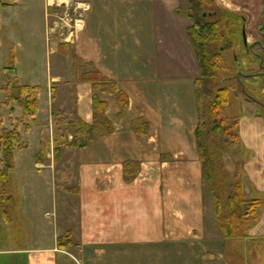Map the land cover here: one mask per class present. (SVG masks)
<instances>
[{"label":"crops","instance_id":"0c3cea01","mask_svg":"<svg viewBox=\"0 0 264 264\" xmlns=\"http://www.w3.org/2000/svg\"><path fill=\"white\" fill-rule=\"evenodd\" d=\"M1 1L0 55L21 84L38 88L23 135L18 125L22 141L43 121L53 135L57 112L92 125L94 98L111 131L83 147L38 143L45 153L33 165L42 170L24 177L20 198L37 242L0 248V264H229L194 134L199 67L187 1L36 0L43 14L73 6L70 41L51 27L47 38L43 16L20 19L28 0ZM250 3L262 13L263 0ZM245 122L259 127L246 132ZM239 130L249 154L243 190L264 201V119L252 113ZM24 142L22 153L33 148ZM259 214L244 240L264 256V205Z\"/></svg>","mask_w":264,"mask_h":264},{"label":"trees","instance_id":"16d2710c","mask_svg":"<svg viewBox=\"0 0 264 264\" xmlns=\"http://www.w3.org/2000/svg\"><path fill=\"white\" fill-rule=\"evenodd\" d=\"M8 1L15 3L16 0ZM186 1L187 9L182 14L191 19L192 25L187 28L185 34L194 49L199 67V77L193 82L198 116L194 134L202 164L203 180L212 196L214 213L212 216L225 240L242 239L246 238L249 229L256 224L264 201L246 196L243 190L245 172L243 167L241 170L240 165H243L241 162L236 163L234 178L231 182L226 180L225 174L223 175L222 166L223 157L229 158L235 155L242 144L239 118L233 115L230 106L232 100L241 95L249 101H254L247 93L244 81L252 78L259 84V81L262 83L264 80V74H261L264 71V40L247 44V46H244L241 41V50L252 54L257 62V70L252 72V69H249L247 73L242 71L239 73L240 70H238L236 75L231 77L234 79V85L227 84L228 78L221 76V73H226L229 69L221 56L222 51L232 47L231 40L224 33V26L229 24V20H226L225 24L220 21L223 15L215 0ZM5 6L7 5L0 0V8ZM260 28L262 29L260 31L264 32V21L261 22ZM231 57L233 63H239L237 54ZM239 66L241 67V63ZM7 69L13 71L14 67L9 66ZM0 91L5 94L3 104L7 105L11 101L17 103L21 110L19 122L27 130L29 128L27 119L33 118L36 114L38 88L21 84L17 78L10 80L5 77ZM123 96L118 93L116 97L122 107L126 105V99ZM93 106L92 125L75 117L68 120L67 129H71L72 140L65 143L66 145L83 147L94 137L111 131V124L102 111L104 104L94 98ZM2 123L0 115V126ZM58 144L55 143L56 146ZM24 147L25 143L21 139L18 125L10 130H0V164L2 165L0 195L4 192L15 166L14 151L22 150ZM9 197L7 195V198Z\"/></svg>","mask_w":264,"mask_h":264},{"label":"rangeland","instance_id":"374dc122","mask_svg":"<svg viewBox=\"0 0 264 264\" xmlns=\"http://www.w3.org/2000/svg\"><path fill=\"white\" fill-rule=\"evenodd\" d=\"M28 1L29 2H27L23 8V10H27L24 13L25 16L24 18L20 19L30 18L32 14V17L33 15H36L35 17L40 20L43 16L47 38L52 36L51 34L53 30H60L62 31L63 39L67 38V41H70L71 35L73 34V20L76 18H74V16L77 13L74 12L75 15L73 14L72 5L69 4L61 8L57 7L56 9L58 10L55 12H53L54 8L49 5L43 14L40 10V5L37 3L39 1ZM251 1L252 0H215L216 5L219 6L218 9L223 15L220 21L225 24L226 20H229V24L224 26V33L227 34L231 40L232 47L226 48L224 51H222L221 56L223 57L229 69L228 72L221 73V76L228 78L227 84L234 85V79L231 77H234L238 70H240L239 73L241 71L247 73L249 69H252V72H256L257 70V62L255 58L252 56V54L241 50L240 47L242 43L240 32L241 20H239L240 18L238 17H240V15L242 16V14L247 17L246 29L244 31L246 33V44H251L253 42L255 43L256 41L263 42L264 40L263 35H261V33L258 31L259 26L264 18V12L261 13V8L259 5H251ZM50 27L53 28V30ZM63 48L65 49V52L69 53L68 47L64 46ZM4 51H6V48H4ZM234 54H237L239 63H241V67L239 66V63H233L231 56ZM2 57L3 56L0 55V86L2 85L5 77L10 80L16 78L14 72L7 69V62L6 60L3 62ZM260 83L261 81H259V84H257V82L252 80V78L244 81V87L247 90V93H249L252 98L255 99V102L249 101L241 95L235 100H232L230 106L233 115L239 118V128L241 119H244L246 116L252 113L257 114V116H262L264 114V80L262 82L263 85ZM4 101L5 94L0 91V115L2 116L3 120L0 130H10L14 126L19 125L20 133L23 135V125L19 122L21 119V110L19 106L14 101H11L7 105L3 104ZM27 120L29 123L30 119ZM68 120L70 119L67 115L63 114L62 112H57L53 118V135L50 130L52 124H50L49 121L47 123L46 121H43L39 127L34 128V134L29 138L24 135V141L29 139L33 145V148L24 153L18 149L14 151L15 163H18L21 159L22 161L21 165L19 167L17 166V169H15V172L10 174V179L6 183V187L4 184V192L0 195L1 249H26L36 244L37 241H35L30 235L28 223H25V220L22 218L20 209V198L22 197L21 192H24L25 190L23 189L24 185L22 180L25 176H33L39 172L37 170H42V167L39 169V167L33 165V161L45 153L46 145L45 148L43 147L42 151L39 152L38 143H50L52 141L54 145L55 143L62 145L72 140L70 134L71 129H67ZM243 124V128L246 132H250L252 129L259 127L253 122H245ZM248 155V151L242 143L235 155H232V157L229 158L226 156L223 157L222 170L223 175L225 174V177H227L226 180L228 182H231L234 178L233 174L236 170V163L241 162L243 165H245ZM243 165H240V167L241 170L243 167L245 172ZM1 169L2 165L0 164V170ZM44 169L46 170V168ZM14 180L18 182V185ZM7 195L10 197L7 198ZM245 244L246 242L244 238L227 240V244L225 246L226 249L224 252L229 264H264V256L261 253H257V247L254 244Z\"/></svg>","mask_w":264,"mask_h":264},{"label":"water","instance_id":"95a60500","mask_svg":"<svg viewBox=\"0 0 264 264\" xmlns=\"http://www.w3.org/2000/svg\"><path fill=\"white\" fill-rule=\"evenodd\" d=\"M242 20V29H241V34H242V41H243V44L244 46H247V40H246V33L244 32L245 31V20H243V18L241 19ZM263 116V119H264V115Z\"/></svg>","mask_w":264,"mask_h":264},{"label":"flooded vegetation","instance_id":"af4514ba","mask_svg":"<svg viewBox=\"0 0 264 264\" xmlns=\"http://www.w3.org/2000/svg\"><path fill=\"white\" fill-rule=\"evenodd\" d=\"M261 7H263L262 12H264V0H263V6H261ZM240 18L242 19L243 16L240 15ZM263 21H264V18H263ZM241 29H242V23H241ZM260 30H262V29H261L260 26H259V30H258V31L261 33V35H263L264 32H262V31H260ZM241 35H242V34H241ZM263 68H264V67H263ZM261 74H264V71H262ZM254 102H255V99H254ZM263 106H264V105H263ZM263 115H264V114H263Z\"/></svg>","mask_w":264,"mask_h":264}]
</instances>
